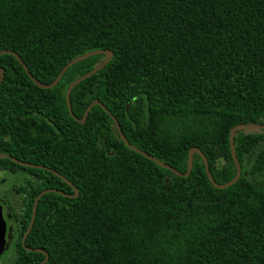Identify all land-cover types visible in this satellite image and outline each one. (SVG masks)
I'll return each mask as SVG.
<instances>
[{"label":"trees","instance_id":"trees-1","mask_svg":"<svg viewBox=\"0 0 264 264\" xmlns=\"http://www.w3.org/2000/svg\"><path fill=\"white\" fill-rule=\"evenodd\" d=\"M2 50L45 84L74 58L112 50L74 89V113L99 99L132 145L182 173L199 147L220 184L237 173L232 129L264 124V0H0ZM104 58L45 89L0 55V154L79 190L39 200L27 246L46 250V264H264V129L236 132L234 185L216 188L199 153L179 176L131 150L100 105L83 124L72 117L68 87ZM0 171L25 177L8 195L9 264L40 263L45 254L22 245L34 201L74 190L10 158Z\"/></svg>","mask_w":264,"mask_h":264},{"label":"water","instance_id":"water-1","mask_svg":"<svg viewBox=\"0 0 264 264\" xmlns=\"http://www.w3.org/2000/svg\"><path fill=\"white\" fill-rule=\"evenodd\" d=\"M3 54H12L19 62L20 64L23 66V68L25 69V71L28 73V75L30 76V78L35 82V84H37L39 87L41 88H45V89H50L55 87L60 80L63 78V76L65 75V73L76 63L81 62L85 59L97 56V55H105V58L98 64V66H96L93 70L89 71L88 73L82 75L81 77H79L78 79H76L75 81H73L70 86L67 89V93H66V98H67V104H68V108L69 111L72 115V117L78 121L79 123H85L89 112L91 111V109L95 106V105H100L113 119L118 132L122 138V140L124 141V143L133 151L142 154L143 156H145L146 158L152 160L153 162L158 163L159 165L171 170L172 172L176 173L179 176L182 177H189L193 166H194V155L195 153H199L204 161L205 167H206V171L208 174V177L211 181V183L216 187V188H220V189H225L228 188L232 185H234L241 177L242 175V166L240 163V160L237 156V151H236V145H235V135L236 132L238 130L241 129H247V130H261L264 129V124H239L237 126H235L230 134V144H231V152L236 164V169H237V173L236 176L234 177L233 180H231L228 183L225 184H220L218 183L214 177L213 174L210 170V165H209V160L208 157L205 155V153L199 148V147H192L189 151V156H188V168H187V172L186 173H182L179 170H177L176 168L172 167L171 165L162 162L160 160H158L157 158H155L154 156L150 155L149 153H147L146 151L132 145L126 138L123 129L121 127V124L119 122V120L117 119V117L107 108L106 105H104L99 99H95L92 103H90L88 105V107L86 108L84 114L82 117L77 116L74 111H73V107H72V93L74 91V89L79 86L80 84H82L86 79L90 78L92 75H94L95 73L99 72L100 70H102L103 68H105V66L110 62V60L113 57V51L112 50H95V51H91L85 54H82L76 58H74L73 60H71L68 64H66V66L62 69V71L60 72V74L57 76V78L49 83V84H45L42 83L41 81H39L29 70L28 66L25 64V62L23 61V59L19 56V54L15 51H11V50H2L0 51V55ZM5 77V69L3 67H0V86L4 80ZM0 158H10L11 160H13L14 162L24 166V167H32V168H43L45 170H49L51 171L53 174L59 176L62 180H64L67 184H69L73 190H74V194H70V193H66L63 190H59L56 188H48L43 190L41 193H39L34 201L33 204V210H32V216H31V221L30 224L26 230V233L24 234L23 238H22V245L23 247L28 250V251H33V252H41L43 254H45V259L37 264H46L47 261L49 260V253L42 249V248H32L27 246L26 244V240L33 228V225L35 223V219H36V215H37V209H38V203L39 200L47 193H51V192H55L58 194H61L63 196L69 197V198H77L79 195V190L78 188L73 184V182H71L68 178H66L65 176H63L61 173H59L58 171L51 169L49 167L40 165V164H34V163H28V162H24V161H20L14 157H11L8 154H0ZM7 247V221L5 219L4 216V209L3 206L0 204V254H2Z\"/></svg>","mask_w":264,"mask_h":264},{"label":"rangeland","instance_id":"rangeland-1","mask_svg":"<svg viewBox=\"0 0 264 264\" xmlns=\"http://www.w3.org/2000/svg\"><path fill=\"white\" fill-rule=\"evenodd\" d=\"M85 112V108L80 109L78 111V116L82 117L83 113ZM255 132H258L259 130H254ZM24 175L23 174H12L7 171H0V204L3 206L4 209V215L8 219H10V222H12L11 218V208L8 204V195L9 190L14 185H20L24 182ZM12 202H15V199H11ZM12 237V226L11 231L9 232V239ZM15 260V252L12 249V247H6V250L0 254V264H9L14 262Z\"/></svg>","mask_w":264,"mask_h":264}]
</instances>
